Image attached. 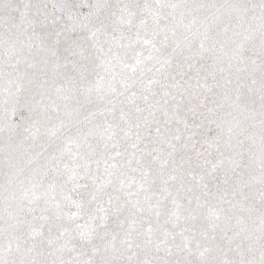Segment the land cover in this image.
Masks as SVG:
<instances>
[{
    "label": "snow or ice",
    "instance_id": "6c2138e0",
    "mask_svg": "<svg viewBox=\"0 0 264 264\" xmlns=\"http://www.w3.org/2000/svg\"><path fill=\"white\" fill-rule=\"evenodd\" d=\"M0 264H264V0H0Z\"/></svg>",
    "mask_w": 264,
    "mask_h": 264
}]
</instances>
